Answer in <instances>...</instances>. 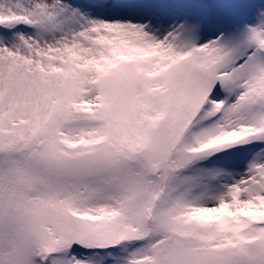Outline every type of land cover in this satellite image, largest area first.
<instances>
[{
	"label": "snow or ice",
	"instance_id": "obj_1",
	"mask_svg": "<svg viewBox=\"0 0 264 264\" xmlns=\"http://www.w3.org/2000/svg\"><path fill=\"white\" fill-rule=\"evenodd\" d=\"M0 264H264V0H0Z\"/></svg>",
	"mask_w": 264,
	"mask_h": 264
}]
</instances>
